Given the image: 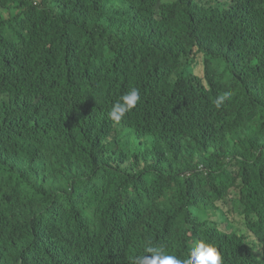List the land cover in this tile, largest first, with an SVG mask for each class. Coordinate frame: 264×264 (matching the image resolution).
<instances>
[{
	"label": "trees",
	"instance_id": "trees-1",
	"mask_svg": "<svg viewBox=\"0 0 264 264\" xmlns=\"http://www.w3.org/2000/svg\"><path fill=\"white\" fill-rule=\"evenodd\" d=\"M2 10L0 264H137L148 244L183 261L197 240L264 264V0Z\"/></svg>",
	"mask_w": 264,
	"mask_h": 264
},
{
	"label": "clouds",
	"instance_id": "clouds-1",
	"mask_svg": "<svg viewBox=\"0 0 264 264\" xmlns=\"http://www.w3.org/2000/svg\"><path fill=\"white\" fill-rule=\"evenodd\" d=\"M7 15V11H0ZM233 93L225 90L214 98V106L220 109L227 101H230ZM140 93L135 87L123 94L115 101L109 112V118L113 126L121 124L128 116V113L140 103ZM2 100V96H0ZM189 254L186 260L181 261L174 255L168 254L167 248L163 245L153 246L148 244L144 248V253H150V256L141 255L137 264H223L222 255L218 248L204 240L191 242Z\"/></svg>",
	"mask_w": 264,
	"mask_h": 264
},
{
	"label": "rangeland",
	"instance_id": "rangeland-1",
	"mask_svg": "<svg viewBox=\"0 0 264 264\" xmlns=\"http://www.w3.org/2000/svg\"><path fill=\"white\" fill-rule=\"evenodd\" d=\"M198 58H199V57H198ZM200 67H201V66H200ZM201 72H202V67H201ZM232 195H233L234 197H238V196H239V190H238V189L233 190V191H232ZM231 209H232L231 205H227V206L225 207V210H226L227 212H229ZM222 227H223V225H222Z\"/></svg>",
	"mask_w": 264,
	"mask_h": 264
}]
</instances>
